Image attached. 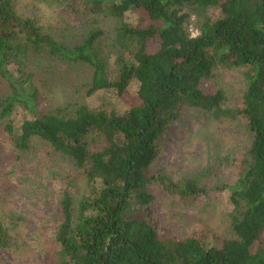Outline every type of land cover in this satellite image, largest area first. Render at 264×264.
<instances>
[{
	"label": "trees",
	"instance_id": "1",
	"mask_svg": "<svg viewBox=\"0 0 264 264\" xmlns=\"http://www.w3.org/2000/svg\"><path fill=\"white\" fill-rule=\"evenodd\" d=\"M53 1L76 13L119 20L132 11L143 14L118 29L133 50L118 79L109 81L93 49L98 33L65 46L42 34L31 19L20 18L10 0H0V80L11 92L0 98V120H7L15 104L29 114L17 131L10 123L3 128L17 150L27 149L32 139L47 143L83 168L89 187L75 207L68 193L62 196L55 264H264V0ZM188 10L196 19L194 37ZM27 50L87 65L88 95L113 91L121 97L134 79L138 87L128 110L118 114L80 106L71 118L39 112L31 76L12 73ZM220 65L243 70L247 86L234 111L222 110L223 93L202 83ZM183 108L241 116L252 133L249 162L229 191L233 235L213 244L159 236L143 215L152 199L147 186L154 180L181 199L200 193L194 181L174 184L149 170L159 134ZM8 236L0 225V245Z\"/></svg>",
	"mask_w": 264,
	"mask_h": 264
},
{
	"label": "rangeland",
	"instance_id": "2",
	"mask_svg": "<svg viewBox=\"0 0 264 264\" xmlns=\"http://www.w3.org/2000/svg\"><path fill=\"white\" fill-rule=\"evenodd\" d=\"M10 1L20 18L31 19L42 34L65 46L77 45L90 33H98L93 49L109 81L118 79L123 61L129 60L133 50L118 29L143 17L139 11L128 13L123 20L76 13L53 0ZM189 14L188 29L195 30L196 19L192 11ZM20 60L12 73L19 78L22 73L31 76L39 91L38 111L47 115L71 118L80 106L123 114L138 87L132 79L121 97L113 91L88 95L91 69L87 65L68 63L46 51L27 50ZM202 83L223 93L222 110L234 111L241 106L247 86L241 68L217 66ZM10 94V88L0 80V98ZM28 116L23 106L15 104L7 120H0V225L9 230L8 240L0 245V264L57 263L60 248L54 236L60 223L62 196L68 193L75 207L89 194L83 168L47 143L32 139L27 149H15L3 127L10 123L17 131ZM251 141L252 133L241 116L221 117L197 108L179 112L177 120L158 136L150 174L161 175L174 184L194 181L200 193L181 199L168 193L158 180L149 183L152 199L143 208V215L159 236L195 238L208 244L232 237L234 208L229 191L249 162ZM261 239L264 241V233Z\"/></svg>",
	"mask_w": 264,
	"mask_h": 264
},
{
	"label": "built area",
	"instance_id": "3",
	"mask_svg": "<svg viewBox=\"0 0 264 264\" xmlns=\"http://www.w3.org/2000/svg\"><path fill=\"white\" fill-rule=\"evenodd\" d=\"M190 34H191L192 37H194V36L197 35V31L190 29Z\"/></svg>",
	"mask_w": 264,
	"mask_h": 264
}]
</instances>
